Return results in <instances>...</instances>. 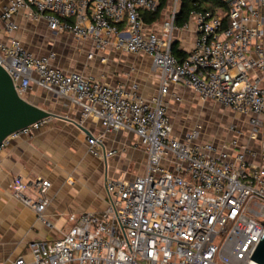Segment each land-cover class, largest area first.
Returning a JSON list of instances; mask_svg holds the SVG:
<instances>
[{
    "label": "built area",
    "instance_id": "obj_1",
    "mask_svg": "<svg viewBox=\"0 0 264 264\" xmlns=\"http://www.w3.org/2000/svg\"><path fill=\"white\" fill-rule=\"evenodd\" d=\"M167 2L157 31L142 14L154 13L160 0H10L0 12V32L15 31L13 17L22 11L52 33L91 40L97 50L148 56L159 83L145 100L135 85L128 91L65 72L52 64V52L36 57L17 39L0 42V66L20 96L34 87L65 99L107 133H135L146 154L142 175L106 180L103 212L69 217L60 240L33 242L32 259L13 264H257L250 258L264 234V0H233L227 13H194L182 28L174 24L178 0ZM191 22L196 39L179 62L171 47ZM175 87L249 118L247 127L231 124V138L220 145L202 139L200 124L177 137L168 115V99L181 102ZM39 125L11 134L0 156L8 139ZM87 146L102 161L116 154L99 136H88ZM31 187L34 199L20 177L10 190L44 222L49 183Z\"/></svg>",
    "mask_w": 264,
    "mask_h": 264
},
{
    "label": "crops",
    "instance_id": "obj_2",
    "mask_svg": "<svg viewBox=\"0 0 264 264\" xmlns=\"http://www.w3.org/2000/svg\"><path fill=\"white\" fill-rule=\"evenodd\" d=\"M9 1L0 0V12ZM13 21L17 29L12 33L1 31L0 42L17 39L36 57L52 52L56 56L52 64L65 72L79 73L111 86L121 85L128 91L135 85L137 94L145 100H150L159 89L148 56L130 55L113 49L97 50L91 40H75L68 34L52 33L43 21L32 22L22 11L13 17ZM156 25L148 27L157 31ZM195 39V25L191 22L188 29L176 34L175 43L187 53ZM90 53L93 58L88 59ZM100 57H105V62L101 63ZM171 90L181 98L180 103L168 99V115L173 123L175 106L192 102L196 96L183 88ZM24 98L52 112L55 117L42 121L28 136L8 139L2 148L0 264H13L18 258L30 261V245L60 240L72 225L69 217L77 219L84 213L103 212L108 205L106 180L131 181L144 173L146 163V154L135 133H107L97 120L84 118L80 110L67 100L42 93L34 87ZM189 130L182 126L174 127V134L182 137ZM88 136L101 137L104 147L116 154L106 161L91 156L88 153ZM223 140L220 137L217 145ZM18 177L27 185L25 194L31 199L35 198L31 187L33 182L49 183L44 193L48 200L43 213L44 222L32 209L13 197L10 185Z\"/></svg>",
    "mask_w": 264,
    "mask_h": 264
},
{
    "label": "water",
    "instance_id": "obj_3",
    "mask_svg": "<svg viewBox=\"0 0 264 264\" xmlns=\"http://www.w3.org/2000/svg\"><path fill=\"white\" fill-rule=\"evenodd\" d=\"M233 0H228L231 3ZM162 20V19H161ZM55 117L17 93L11 77L0 66V145L11 134L35 123ZM250 260L264 264V234Z\"/></svg>",
    "mask_w": 264,
    "mask_h": 264
},
{
    "label": "rangeland",
    "instance_id": "obj_4",
    "mask_svg": "<svg viewBox=\"0 0 264 264\" xmlns=\"http://www.w3.org/2000/svg\"><path fill=\"white\" fill-rule=\"evenodd\" d=\"M195 100L185 102L182 106H175L173 109V124L176 129L179 126L192 129L195 125L200 124L204 133L202 138L217 145L220 137L223 139L231 138L228 133V127L231 124L245 128L249 123V118L242 117L228 109L208 101H202L197 96Z\"/></svg>",
    "mask_w": 264,
    "mask_h": 264
},
{
    "label": "trees",
    "instance_id": "obj_5",
    "mask_svg": "<svg viewBox=\"0 0 264 264\" xmlns=\"http://www.w3.org/2000/svg\"><path fill=\"white\" fill-rule=\"evenodd\" d=\"M167 3V0H160V5L154 13H143L145 24L152 25L160 22ZM229 5L227 0H178V11L175 15L174 24L177 28H182L190 22L194 13H213L216 11L227 13L230 8ZM171 52L179 62L187 57V53L180 49L175 42L172 44Z\"/></svg>",
    "mask_w": 264,
    "mask_h": 264
}]
</instances>
